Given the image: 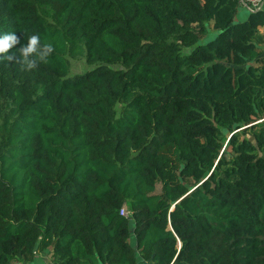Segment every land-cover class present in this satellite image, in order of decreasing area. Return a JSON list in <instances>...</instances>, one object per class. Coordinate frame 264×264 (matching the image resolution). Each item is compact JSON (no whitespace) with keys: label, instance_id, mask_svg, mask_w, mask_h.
I'll return each mask as SVG.
<instances>
[{"label":"trees","instance_id":"16d2710c","mask_svg":"<svg viewBox=\"0 0 264 264\" xmlns=\"http://www.w3.org/2000/svg\"><path fill=\"white\" fill-rule=\"evenodd\" d=\"M246 1L0 0V264H264ZM32 35L53 52L29 70Z\"/></svg>","mask_w":264,"mask_h":264},{"label":"clouds","instance_id":"9594fccd","mask_svg":"<svg viewBox=\"0 0 264 264\" xmlns=\"http://www.w3.org/2000/svg\"><path fill=\"white\" fill-rule=\"evenodd\" d=\"M19 43L20 38L15 32L0 35V59H14L10 50ZM19 51L27 69L31 70L37 66L38 60H46L53 52V48L50 44L41 45L40 37L32 35L29 37L27 45L22 46Z\"/></svg>","mask_w":264,"mask_h":264},{"label":"rangeland","instance_id":"374dc122","mask_svg":"<svg viewBox=\"0 0 264 264\" xmlns=\"http://www.w3.org/2000/svg\"><path fill=\"white\" fill-rule=\"evenodd\" d=\"M247 6L246 5H242L239 7V14L237 16V21L241 22V21H245L248 16H249V12H248V7L246 8ZM250 8V6H249ZM264 9V2L261 6V9ZM261 34L264 38V29H261ZM70 64L72 66L71 68V77H74L76 76L77 74H80V73H84V72H87V71H91L93 68H95L94 66H90L86 63V61L84 60H80V61H77V60H74V59H70ZM97 67V66H96ZM42 260V259H41ZM51 260L50 258H48V261ZM40 264L42 263L41 261L39 262ZM139 264H144L143 262L140 261Z\"/></svg>","mask_w":264,"mask_h":264},{"label":"built area","instance_id":"2783aa9c","mask_svg":"<svg viewBox=\"0 0 264 264\" xmlns=\"http://www.w3.org/2000/svg\"><path fill=\"white\" fill-rule=\"evenodd\" d=\"M264 0H247L246 1V6L249 8L251 11H256L259 10L263 4Z\"/></svg>","mask_w":264,"mask_h":264}]
</instances>
